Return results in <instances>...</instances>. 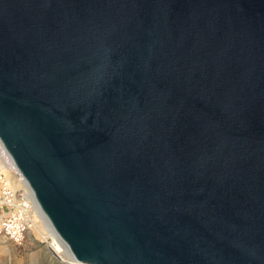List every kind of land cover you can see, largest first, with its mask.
<instances>
[{
    "label": "water",
    "instance_id": "obj_1",
    "mask_svg": "<svg viewBox=\"0 0 264 264\" xmlns=\"http://www.w3.org/2000/svg\"><path fill=\"white\" fill-rule=\"evenodd\" d=\"M0 146L77 264H264V0H0Z\"/></svg>",
    "mask_w": 264,
    "mask_h": 264
},
{
    "label": "built area",
    "instance_id": "obj_2",
    "mask_svg": "<svg viewBox=\"0 0 264 264\" xmlns=\"http://www.w3.org/2000/svg\"><path fill=\"white\" fill-rule=\"evenodd\" d=\"M12 175L23 179L25 187L14 184ZM36 204L37 202L30 186L13 164L9 173L0 169V239L3 238L17 245H22L30 232L38 234L36 231L38 224L36 219V213H38ZM48 228L56 234L50 225ZM41 239L51 250L53 256L59 259L48 241L43 237ZM60 241L69 252L66 244L61 239ZM63 262L77 264L73 260Z\"/></svg>",
    "mask_w": 264,
    "mask_h": 264
},
{
    "label": "rangeland",
    "instance_id": "obj_3",
    "mask_svg": "<svg viewBox=\"0 0 264 264\" xmlns=\"http://www.w3.org/2000/svg\"><path fill=\"white\" fill-rule=\"evenodd\" d=\"M0 169L10 172L6 166H0ZM40 217V213H36L37 221H40ZM38 234L30 232L22 245L3 238L0 239V264H68L63 262L59 255L57 256L62 261L54 257Z\"/></svg>",
    "mask_w": 264,
    "mask_h": 264
},
{
    "label": "bare ground",
    "instance_id": "obj_4",
    "mask_svg": "<svg viewBox=\"0 0 264 264\" xmlns=\"http://www.w3.org/2000/svg\"><path fill=\"white\" fill-rule=\"evenodd\" d=\"M0 158H1L0 159V166L1 167L6 166V169L9 168V170H11L12 162L7 157V155L4 153V150L1 146H0ZM18 178H19V176L17 177L16 175H12V179H13L14 184L21 185V186L25 187L24 180L21 178H19V179ZM36 209L38 210V212L40 213V216H41L40 221H38L36 231L39 233V235L41 237H43L45 240L48 241V243L51 245V247L53 248L55 253L57 255H59L63 261L73 260V258L70 256L69 252L65 249V247L61 243L59 237L56 234H54L52 231L49 230V228H48L49 223L46 220L45 216L40 211L37 204H36Z\"/></svg>",
    "mask_w": 264,
    "mask_h": 264
},
{
    "label": "crops",
    "instance_id": "obj_5",
    "mask_svg": "<svg viewBox=\"0 0 264 264\" xmlns=\"http://www.w3.org/2000/svg\"><path fill=\"white\" fill-rule=\"evenodd\" d=\"M51 259V258H50ZM51 261V260H50Z\"/></svg>",
    "mask_w": 264,
    "mask_h": 264
}]
</instances>
